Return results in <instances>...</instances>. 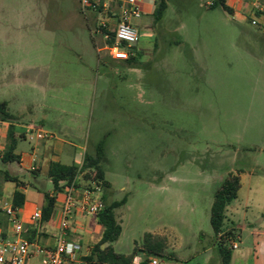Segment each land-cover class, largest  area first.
<instances>
[{"label": "rangeland", "instance_id": "1", "mask_svg": "<svg viewBox=\"0 0 264 264\" xmlns=\"http://www.w3.org/2000/svg\"><path fill=\"white\" fill-rule=\"evenodd\" d=\"M164 1L161 19L132 20L139 38L122 49L133 58L111 61L102 16L79 0H0V102L12 121L62 140L50 139L65 165L101 144L104 202L124 200L113 250L143 257L150 232L165 238L166 264H220L210 207L236 175L230 256L264 264V26L209 0Z\"/></svg>", "mask_w": 264, "mask_h": 264}, {"label": "crops", "instance_id": "2", "mask_svg": "<svg viewBox=\"0 0 264 264\" xmlns=\"http://www.w3.org/2000/svg\"><path fill=\"white\" fill-rule=\"evenodd\" d=\"M212 1L213 0L207 1V5L210 6ZM137 3L142 13L140 18H142L143 15H153L156 6V0H137ZM225 4L231 9L233 14L247 16V18L251 20L256 19V24L264 26V0H225ZM256 5L258 8L255 7ZM143 27L147 28V24H144ZM262 31L264 33V28ZM106 58L111 61H127L133 58V54L126 60H116L110 56H107ZM9 123V121L0 120V171L9 172V174L16 176L22 183L21 185L17 186L13 181L3 180V177L0 174V241L13 236V226L4 211V207L5 204L12 205V194L14 190L20 189L24 194V202L22 206L18 208L17 216L23 225V236H25L28 240L37 241L39 244L45 247H53L56 243L57 236L60 233L58 211L63 201L64 193L57 192L55 206L52 215L48 220L43 221L41 219L39 221H34L32 220V214L36 209H41V206L44 202L45 192H48L50 195L55 194L53 188L51 190H46L41 189V186L44 185L45 181L52 184L51 179L48 176L49 163L52 161H58L62 163V149H58L55 146L56 142L53 143L50 139L54 138L59 143H61L62 140H58L51 134L48 135L43 128L36 127L32 123L21 124L18 121H11L12 124L18 126L19 132H24V137H21L18 140L26 139L29 136V138L32 137L35 141L32 143L31 148L27 150L26 148H23V146H20L17 140L15 153L20 155L19 162H3L2 155L5 149L6 134ZM57 126L61 127L59 124ZM17 149L19 150L17 151ZM86 153L87 151H85V154ZM83 158V156L80 158L78 157L77 163H75L78 168L81 167ZM102 171L105 174L103 169ZM85 172L86 171L79 172L77 175V183L80 185H84L82 183L86 181V179L82 176V173ZM26 174L32 176L36 184H33V182L30 181L25 182L20 178ZM89 180L91 179H88L87 181ZM31 187L33 189L29 190ZM110 188L111 183H109V186L107 187L108 190L106 191L111 192ZM105 189L106 188L102 187L98 192L100 198L105 199ZM86 215L88 214L81 213L80 211L74 212L72 218L70 219V228L67 230L66 235L67 239L75 241L81 245V253L85 256L88 255L92 250L93 246L90 244V242H97L100 239L99 236L97 241H92L93 227L95 226L99 228L100 235L102 232V226L98 223L97 218H89ZM89 221H91L93 227L89 224ZM232 243L236 242L234 241ZM104 245L107 246V244ZM237 248L238 245L234 249ZM139 251H141V249ZM115 252L121 253L118 251ZM121 254L128 255L129 253ZM145 259H147L145 253L143 257L139 253H135L133 263L136 264V262H142ZM241 259L242 264H245L244 258H242L239 253H234L231 255L229 264H241ZM219 260L221 264L220 257ZM26 264H39V261L36 257H33L30 258Z\"/></svg>", "mask_w": 264, "mask_h": 264}, {"label": "trees", "instance_id": "3", "mask_svg": "<svg viewBox=\"0 0 264 264\" xmlns=\"http://www.w3.org/2000/svg\"><path fill=\"white\" fill-rule=\"evenodd\" d=\"M221 5L224 9L231 11V9L225 4V0H213L210 4L211 7ZM166 3L164 0H156V6L154 10V17L161 19ZM102 31H106L102 29ZM109 43L114 40V31H109ZM14 116L8 112L6 102H0V120L9 121V126L6 134V144L2 155L3 162H19L20 155L15 153L17 140L24 137V132H19L18 126L11 123ZM102 156L101 144H98L97 151L94 155L85 154L81 167L78 168L76 164L65 165L58 161H52L49 163L48 176L51 179L54 195H50L48 192L44 193V202L41 206L42 220H48L53 212L56 194L57 192H63L65 187L68 186L79 172H90L95 170V178L101 181L104 188L109 186V183L104 179L103 171L98 167V162ZM3 180H9L16 183L17 186L22 182L18 180L16 176H12L7 171H0ZM86 175V174H85ZM87 177V176H85ZM238 189V176L230 175L226 178L217 190L214 192L213 200L210 207V225L212 231L218 237V250L221 259V264H229L230 261V249L232 248L231 230L224 231L223 225L226 218L225 211L227 205L236 198ZM102 201V208L98 212V223L102 226V232L98 243L92 248L91 252L84 258L93 264L94 260L103 264H134L133 258L135 253L128 255L117 253L111 247V243L115 241L121 232V222L116 216V210L124 204V200L112 201L110 203L104 202V198H100ZM24 202V194L20 189L14 190L12 194V206L17 209L22 206ZM230 242V247L226 242ZM107 244L106 248H102L101 245ZM138 249L142 250L146 256L162 257L167 247L166 240L163 236L146 232L143 235L142 242L137 245ZM145 259L142 264L146 263Z\"/></svg>", "mask_w": 264, "mask_h": 264}, {"label": "built area", "instance_id": "4", "mask_svg": "<svg viewBox=\"0 0 264 264\" xmlns=\"http://www.w3.org/2000/svg\"><path fill=\"white\" fill-rule=\"evenodd\" d=\"M83 8L97 12L102 16L99 21L101 29L114 31V40L106 46L109 56L116 60H126L132 53L122 49V44L132 47L139 38V32L132 25V20L141 17V9L137 0H79ZM258 8V6H255ZM251 22L256 24V19ZM32 138V137H30ZM91 185H80L77 176L65 187L64 198L58 211L60 233L53 247H45L37 241L28 240L23 236V225L17 216V209L11 204H5L4 211L12 224L13 236L0 241V264H26L30 258L36 257L39 264H90L81 253V245L66 238L70 228V219L76 211L96 216L103 204L98 195L101 190V182L92 179ZM42 218L41 209H36L32 214V220L39 221ZM232 248L237 244L232 243ZM142 264V262H136ZM145 264H166L161 257L153 256L146 260Z\"/></svg>", "mask_w": 264, "mask_h": 264}]
</instances>
